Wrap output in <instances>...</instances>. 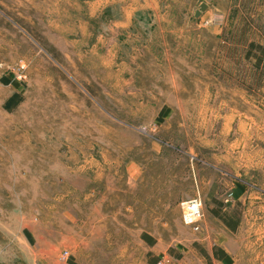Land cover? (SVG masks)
I'll return each instance as SVG.
<instances>
[{"label":"rangeland","instance_id":"obj_1","mask_svg":"<svg viewBox=\"0 0 264 264\" xmlns=\"http://www.w3.org/2000/svg\"><path fill=\"white\" fill-rule=\"evenodd\" d=\"M249 145L262 179L264 0H0V264H205L180 204Z\"/></svg>","mask_w":264,"mask_h":264},{"label":"crops","instance_id":"obj_2","mask_svg":"<svg viewBox=\"0 0 264 264\" xmlns=\"http://www.w3.org/2000/svg\"><path fill=\"white\" fill-rule=\"evenodd\" d=\"M250 138V137H249ZM264 154V151H263ZM232 162L225 166L224 156L221 165V156H218V174L216 177L217 198L222 202L225 193V185L230 184L228 176L233 177V203L226 211V201L215 203L218 205L215 214L210 215L211 220H202L204 232L203 239L212 238L208 248L203 249L202 258L205 264H264V197L257 195V188L264 193V172L263 178L257 180L255 176L257 167L258 151L255 145H249L247 149L233 151ZM238 159V160H237ZM232 170L233 175L228 172ZM241 170L246 174L249 195L241 201ZM264 170V169H263ZM252 172V175H251ZM245 179V180H246ZM212 177L205 179L208 184ZM212 182V181H211ZM254 190V192H253ZM248 204L247 208L240 210L241 204ZM246 206V205H244ZM239 208V212L236 211ZM247 219V220H246ZM202 233V232H201ZM261 245L262 247H257ZM228 246L232 247V251Z\"/></svg>","mask_w":264,"mask_h":264},{"label":"built area","instance_id":"obj_3","mask_svg":"<svg viewBox=\"0 0 264 264\" xmlns=\"http://www.w3.org/2000/svg\"><path fill=\"white\" fill-rule=\"evenodd\" d=\"M181 222L183 225L189 227L194 232L201 231V221L203 218L202 202L197 194L189 200H185L180 204Z\"/></svg>","mask_w":264,"mask_h":264},{"label":"trees","instance_id":"obj_4","mask_svg":"<svg viewBox=\"0 0 264 264\" xmlns=\"http://www.w3.org/2000/svg\"><path fill=\"white\" fill-rule=\"evenodd\" d=\"M250 46H253L252 44ZM250 52L251 50L249 49L248 52L246 53V56H250ZM258 61L260 63V61L262 60L261 57H257ZM257 66V65H256ZM20 102V96L17 94H13L11 97H9L6 102L3 105V109L7 112H11ZM149 245L153 244V240L148 238L147 236L142 237ZM155 260L152 261L151 264H154Z\"/></svg>","mask_w":264,"mask_h":264},{"label":"water","instance_id":"obj_5","mask_svg":"<svg viewBox=\"0 0 264 264\" xmlns=\"http://www.w3.org/2000/svg\"><path fill=\"white\" fill-rule=\"evenodd\" d=\"M205 10H206V5L205 4H201L199 6V10L195 13V17L197 18L200 15V13L204 12Z\"/></svg>","mask_w":264,"mask_h":264}]
</instances>
